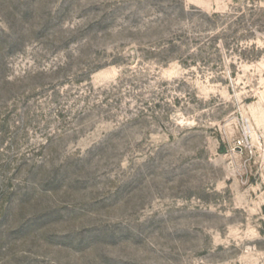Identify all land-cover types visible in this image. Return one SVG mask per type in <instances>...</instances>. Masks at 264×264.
<instances>
[{
	"label": "rangeland",
	"instance_id": "374dc122",
	"mask_svg": "<svg viewBox=\"0 0 264 264\" xmlns=\"http://www.w3.org/2000/svg\"><path fill=\"white\" fill-rule=\"evenodd\" d=\"M0 264H264V0H0Z\"/></svg>",
	"mask_w": 264,
	"mask_h": 264
}]
</instances>
